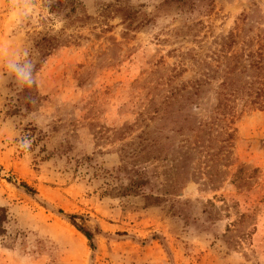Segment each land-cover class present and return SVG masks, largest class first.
I'll return each instance as SVG.
<instances>
[{
    "label": "rangeland",
    "instance_id": "374dc122",
    "mask_svg": "<svg viewBox=\"0 0 264 264\" xmlns=\"http://www.w3.org/2000/svg\"><path fill=\"white\" fill-rule=\"evenodd\" d=\"M6 7L0 264H264V0Z\"/></svg>",
    "mask_w": 264,
    "mask_h": 264
},
{
    "label": "clouds",
    "instance_id": "9594fccd",
    "mask_svg": "<svg viewBox=\"0 0 264 264\" xmlns=\"http://www.w3.org/2000/svg\"><path fill=\"white\" fill-rule=\"evenodd\" d=\"M53 0H6V11L15 31L26 28L36 21L41 11L47 13ZM0 62L7 75L11 76L21 90L39 87L40 79L37 71V61L32 57L27 47L12 51L0 43ZM21 148L28 155L32 141L23 137L19 141Z\"/></svg>",
    "mask_w": 264,
    "mask_h": 264
},
{
    "label": "trees",
    "instance_id": "16d2710c",
    "mask_svg": "<svg viewBox=\"0 0 264 264\" xmlns=\"http://www.w3.org/2000/svg\"><path fill=\"white\" fill-rule=\"evenodd\" d=\"M24 184L25 186H28L26 185V183ZM139 185H140L139 183H135V184L133 183V185L127 189L132 190L131 188H133V186L138 187ZM73 217H75V215H72V218ZM73 223L78 228V230H80L90 240L91 244L93 245L94 233L90 229L86 228L85 226L77 223L75 220L73 221Z\"/></svg>",
    "mask_w": 264,
    "mask_h": 264
}]
</instances>
